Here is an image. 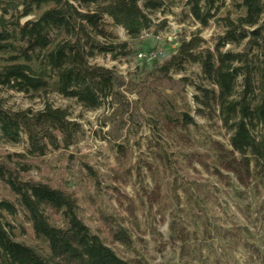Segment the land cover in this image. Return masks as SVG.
<instances>
[{"label": "trees", "instance_id": "trees-1", "mask_svg": "<svg viewBox=\"0 0 264 264\" xmlns=\"http://www.w3.org/2000/svg\"><path fill=\"white\" fill-rule=\"evenodd\" d=\"M176 5L183 6L182 21L200 27L182 35L176 51L158 63L157 82L127 81L115 68L93 61L157 50H140V38L166 29L167 13ZM109 19L127 31L128 39L109 29ZM212 24L219 31L211 44L202 31ZM192 65L199 71H189ZM191 84L194 103L183 98L184 108L159 90ZM143 86L154 92L162 131L192 150L183 151L180 162L166 142L158 141L156 163L140 159L122 173L115 170L118 183L130 184L134 173L142 181L152 177L155 187L141 184L137 199L108 181L113 173L104 174L69 151L86 130L67 108L44 102L39 110H14L0 100V139L29 146L0 159V264H173L145 256L137 248L140 233H153L159 253L168 246L178 249L174 264H242L240 251L249 254L248 264H264V240L253 229L264 226V0H0V88L32 98L56 93L89 110L108 104L126 114L132 103L125 89L141 93ZM197 117L226 130L228 141L206 134L204 150L194 148L193 134L205 127ZM123 145L118 147L125 154ZM54 151L62 152L67 171L80 166L82 180L97 192L116 190L112 196L120 209L99 211V229L107 239L82 215L73 187L29 174L43 171L40 161ZM197 165L208 172L207 179ZM179 166L198 175L179 176ZM160 174L179 178L162 182ZM137 200L155 219L161 215L168 222L166 240L156 227H143ZM230 200L246 223L230 212ZM215 207L231 218L222 223ZM118 243L134 257L121 256Z\"/></svg>", "mask_w": 264, "mask_h": 264}, {"label": "rangeland", "instance_id": "rangeland-1", "mask_svg": "<svg viewBox=\"0 0 264 264\" xmlns=\"http://www.w3.org/2000/svg\"><path fill=\"white\" fill-rule=\"evenodd\" d=\"M229 1V0H228ZM181 5H176L173 7L172 12L167 13L168 27L161 30L158 35L155 34V30L146 31L144 35L140 38V50H148L157 48V50H163L164 55L158 59L159 61H145L142 58L136 57L133 54L130 57H121L118 60L113 58L112 55L98 56L93 61L101 65H106L110 68H115L117 72H120L127 81L136 80L143 81V83L157 82L155 79L159 78L160 72L158 71V63L171 56L174 51L180 45L179 40L182 35H189L192 31H196L200 26L197 25L193 20L188 19L187 21H182L184 15L182 12ZM160 17L165 18L162 14ZM109 29L114 31L120 36L121 39H128L127 31L121 26H113L112 20L109 19ZM219 31V28L212 24L210 27L205 28L202 31V36L210 41L212 44V39ZM172 38V39H171ZM229 46L227 48H231ZM189 71H199L198 65H192L189 67ZM175 78H180L181 74H172ZM160 91L169 95L170 98L178 102L181 108H184V99L187 98L188 102H193L192 94L194 92V86H176V89L165 88L164 86L159 87ZM127 98L132 103L131 112H135L140 115V119L135 121L132 118V114L122 112V109L118 108L113 112V109L109 108V105H105L100 109H86L76 100L68 99L62 97L56 93H50L42 97H34L25 94L23 92H16L14 90H8L0 88V100L4 102L5 105L14 109H32L33 111L42 109L45 105L44 102L52 103L57 107L67 108L70 112L71 119L79 121L82 123L83 128L86 130L85 136L80 140L78 146H73L70 148V152L82 157L85 161L89 162L90 165H94L100 172L104 174L113 173L112 178H108V181L112 182L114 186L120 187V191L133 199H137L139 193H141L142 185L155 187L152 177L147 176L144 181L139 180L135 173L130 184H125L123 182L118 183L114 176L116 171L121 173L133 166L141 159L142 161H151L156 163L155 157L153 156L154 150L158 148L159 142H166L169 145L170 152L174 153L175 159L180 162L183 159V151H191V147L185 146L182 142L174 141L168 137L165 131H162L161 126V116L158 110L157 100L155 99L154 92L151 91L149 86H143V91L138 93L136 91H131L125 89ZM198 121L205 127L196 131L193 134V141H195L194 148L198 150H204L205 141L204 138L206 134H212L214 138L221 139L223 141H228V135L226 130L208 126L206 120L201 117H197ZM156 134V135H154ZM159 141V142H158ZM124 144L125 154L119 149L118 145ZM28 143L26 141L22 144H12L10 142H5L0 139V159L5 157L11 152H22L26 151L28 148ZM61 151L51 152L44 161H40L43 171L38 168L30 171L31 177L35 180L44 179L46 176L50 178L53 177L54 182L60 184H69L77 192L82 215L85 216L86 221L91 226L92 229L101 233L104 239H107L105 233L100 231V216L99 211L101 208L107 206L112 211L120 209L119 203L116 200V196H112L116 193V190L112 187H105L102 191L97 192L95 187H90L86 184L81 177L79 171L80 166L72 169L70 172L67 171V162H61L60 156H62ZM51 163L53 165H51ZM198 169H201V175L207 179L209 177L208 172H206L200 165H197ZM179 176L184 174L186 176H197L198 174L194 169H188L187 167L179 166ZM148 173V172H146ZM175 174L172 177H168L166 174L161 175L162 182H168L169 179H174L178 177ZM148 175V174H147ZM212 180V179H211ZM221 191L224 195L227 192L224 190L223 185H219ZM169 188V187H168ZM170 190V188H169ZM0 192L3 193V189L0 187ZM2 197V194L0 195ZM250 200L245 201L247 205ZM140 203V200H137ZM230 212L237 215L239 219L246 223L247 220L234 205L233 201L230 200ZM222 208L215 207L214 211L217 213L220 221L226 222L231 218V216L226 212L222 211ZM156 211V207L154 209ZM138 212L145 229H149L150 226L156 227L158 232L163 235V240H166L169 234L168 222H163L162 216L158 215L156 219L154 215L148 212L147 208L139 204ZM256 215H253V219ZM259 232V237L264 240V226L258 225V227H253ZM139 237H143L147 241L146 245H142ZM137 248H140L149 259H155L156 262L177 261L176 254L178 249L174 250L173 247L168 246L167 250L162 254L158 251V242L153 233H148L144 236L142 233L136 235ZM18 240L25 241L28 238L18 236ZM27 242H31L27 240ZM117 251L121 256L127 258L134 257L132 251L127 250L121 244L115 245ZM264 247V245H263ZM238 257L242 264H248L249 254L245 251H240Z\"/></svg>", "mask_w": 264, "mask_h": 264}, {"label": "built area", "instance_id": "built-area-1", "mask_svg": "<svg viewBox=\"0 0 264 264\" xmlns=\"http://www.w3.org/2000/svg\"><path fill=\"white\" fill-rule=\"evenodd\" d=\"M172 39V38H171ZM165 53L163 50H154V51H146V52H139L136 57L142 58L145 61H156L160 59Z\"/></svg>", "mask_w": 264, "mask_h": 264}]
</instances>
